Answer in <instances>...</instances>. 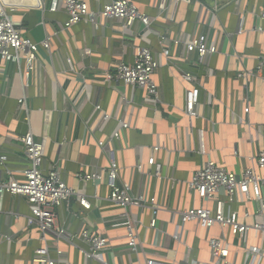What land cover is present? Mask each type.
I'll list each match as a JSON object with an SVG mask.
<instances>
[{
  "label": "crops",
  "instance_id": "0c3cea01",
  "mask_svg": "<svg viewBox=\"0 0 264 264\" xmlns=\"http://www.w3.org/2000/svg\"><path fill=\"white\" fill-rule=\"evenodd\" d=\"M109 1H89V6L97 10ZM129 1L150 21L147 26L134 21L124 32L121 21L101 17L96 27L89 21L64 27L67 14L62 7L50 11L51 0H0L13 8L8 14L23 37L36 43L49 37V49L38 48L28 77L23 58H0V155L6 156L0 181H24L28 161L19 137L31 133L43 143L42 172L57 169L76 193L56 209V225L75 235L88 229L103 236L109 264H212L211 238L227 243L231 264H248L250 246L260 249L258 264H264V241L257 231L239 238L228 226L203 227L180 219L185 209L213 207L214 201L199 198L187 185L207 159L240 174L264 153V69L256 68L264 56V0ZM202 34L217 49L203 63L195 52L172 42ZM140 47L150 49L158 62L153 74L157 101L143 89L104 77L119 61L131 63ZM163 48L169 55L162 54ZM183 72L193 74L199 88L194 117L185 113L191 85ZM241 72L247 75L238 77ZM200 131L206 154L199 153ZM150 157L154 165L148 164ZM111 161L118 167V181L133 196L154 198L158 207L154 227L149 226V205L127 207L138 239L134 250L127 246L125 226L117 225L124 210L107 198ZM95 172L101 174L97 181L78 177ZM82 196L88 209L79 204ZM218 198L225 199L223 190ZM259 208L256 198L240 194L230 209L239 223L252 225L264 222ZM29 215L24 197L0 193V264H42L34 258L43 247L55 264H99L86 256L84 241L60 239L55 230L43 234L27 224Z\"/></svg>",
  "mask_w": 264,
  "mask_h": 264
},
{
  "label": "built area",
  "instance_id": "2783aa9c",
  "mask_svg": "<svg viewBox=\"0 0 264 264\" xmlns=\"http://www.w3.org/2000/svg\"><path fill=\"white\" fill-rule=\"evenodd\" d=\"M89 1L98 2L99 0H51L50 11L54 12L59 7L64 9L67 14L64 27H69L81 21H89L96 27L98 26L97 17H101L104 20L117 19L121 21L124 32H129V28L134 21H140L146 26L149 24V18L140 13L136 5L129 0H110L97 10L90 8ZM12 10V7L7 8L0 3V58L16 62L23 58L26 63L24 76L28 77L33 68V61L36 59L38 48L49 49V37H45L39 43L23 37L10 19L8 13ZM260 15L264 18V11ZM161 40H164L163 36H161ZM172 42L175 45L182 44L186 53L195 52L199 63H203L207 56L217 51L214 45L207 43V38L203 34L184 41L174 39ZM162 54L164 56L169 55V49L163 48ZM157 67L158 62L153 57L150 49L140 47L137 48L131 63L119 61L113 70H108L104 73V77L107 82L116 81L143 89L152 101H157L158 89L153 81V74ZM256 68L257 71L264 69V56L260 57ZM246 75L247 73L241 72L237 76L243 77ZM181 77L191 85L186 91L185 113L189 117H194L196 115L194 106L199 97L196 77L189 72L181 73ZM19 102L23 103V99H19ZM95 107L100 109L98 105ZM108 117V114L102 113V119L106 120ZM121 127L126 128L127 124L121 123ZM118 136V132L113 135L115 138ZM200 137L199 153L206 154L201 131ZM19 140L23 145L28 161L27 167L23 170L25 179L21 182L13 178L8 181H0V193L8 192L26 199L30 207V215L27 217L28 225L37 226L43 234L55 230L58 238L63 240L81 239L88 245L86 256L96 259L99 264H109L103 254V250L107 245V241L103 236L88 229H83L75 235L56 225V209L61 205L68 204L70 198L76 193L61 179L57 169L52 168L47 173L42 172L41 164L44 147L41 141L34 139L31 133L20 136ZM99 145H102V142H99ZM154 149L156 150L157 148L155 147ZM5 160L6 156L0 155V162L2 163ZM253 160L254 163L245 168L242 173L235 174L207 159L205 164L191 176L187 185L199 198L205 201H214L213 207L185 209L180 212L181 222L194 220L203 227H211L215 224L222 227L228 226L232 234L239 238H242L248 230L252 229L257 231L264 241V222L253 223L252 225L239 223L237 214L230 209L235 197L242 194L248 198H256L260 204L257 213L259 215L264 213V201L261 198V187H264V153H259ZM148 164H155L153 157L148 159ZM256 169L260 171V174L256 173ZM155 170L156 172L160 170L159 165H155ZM78 177L81 180L97 181L101 178V174L95 172L92 174H80ZM106 180L109 187L108 200L124 210L123 220L117 225L125 226L128 239L127 246L134 250L138 244V239L133 221L126 209L132 205L140 207L149 205L153 214L149 226L154 227L156 223L155 215L158 210L155 205V199L145 200L142 196H133L130 193L129 186L118 181V167L114 161H111L106 169ZM221 190H223L225 199L218 198ZM78 201L83 208L88 209L90 207V203L85 197H79ZM177 236L176 233L174 238ZM209 247L212 264H231L228 260L229 248L225 241L211 238ZM249 251L250 259L248 264H258L261 259L260 249L257 246H250ZM34 260L42 264H55V261L49 257L46 247L35 250ZM146 264L156 263L153 260H147Z\"/></svg>",
  "mask_w": 264,
  "mask_h": 264
}]
</instances>
